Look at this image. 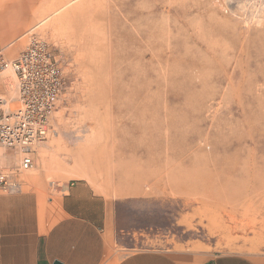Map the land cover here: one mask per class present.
<instances>
[{
    "label": "rangeland",
    "instance_id": "obj_1",
    "mask_svg": "<svg viewBox=\"0 0 264 264\" xmlns=\"http://www.w3.org/2000/svg\"><path fill=\"white\" fill-rule=\"evenodd\" d=\"M32 38L69 88L20 193L44 209L84 180L125 244L264 256V0H0L5 58Z\"/></svg>",
    "mask_w": 264,
    "mask_h": 264
},
{
    "label": "crops",
    "instance_id": "obj_2",
    "mask_svg": "<svg viewBox=\"0 0 264 264\" xmlns=\"http://www.w3.org/2000/svg\"><path fill=\"white\" fill-rule=\"evenodd\" d=\"M39 200L34 193L0 194V264H264V256L251 259L192 245L125 244L137 237L117 227V200L84 180L63 186L53 207L42 209Z\"/></svg>",
    "mask_w": 264,
    "mask_h": 264
},
{
    "label": "built area",
    "instance_id": "obj_3",
    "mask_svg": "<svg viewBox=\"0 0 264 264\" xmlns=\"http://www.w3.org/2000/svg\"><path fill=\"white\" fill-rule=\"evenodd\" d=\"M0 48V75L11 70L16 78L13 109L0 94L1 151H16L21 157L15 167L0 164V194H17V175L34 167V150L51 132V120L68 91V81L49 44L32 38L26 49L7 60ZM8 155V154H6Z\"/></svg>",
    "mask_w": 264,
    "mask_h": 264
},
{
    "label": "bare ground",
    "instance_id": "obj_4",
    "mask_svg": "<svg viewBox=\"0 0 264 264\" xmlns=\"http://www.w3.org/2000/svg\"><path fill=\"white\" fill-rule=\"evenodd\" d=\"M14 99H15V97L12 98V100H14ZM43 156H44V155H40V157H41L42 160H43ZM11 159H12V158H9V156L6 155V153L4 152V150L1 151L0 164H2V165H7V164H9V162L11 161ZM44 159H45V158H44ZM45 164H46V162H45ZM43 165H44V164H43ZM26 182H27V181H26Z\"/></svg>",
    "mask_w": 264,
    "mask_h": 264
}]
</instances>
